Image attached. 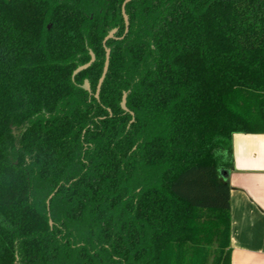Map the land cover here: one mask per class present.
Segmentation results:
<instances>
[{
  "label": "trees",
  "instance_id": "obj_1",
  "mask_svg": "<svg viewBox=\"0 0 264 264\" xmlns=\"http://www.w3.org/2000/svg\"><path fill=\"white\" fill-rule=\"evenodd\" d=\"M124 1L0 0V264H232L218 153L264 133V0L130 1L90 98Z\"/></svg>",
  "mask_w": 264,
  "mask_h": 264
},
{
  "label": "crops",
  "instance_id": "obj_2",
  "mask_svg": "<svg viewBox=\"0 0 264 264\" xmlns=\"http://www.w3.org/2000/svg\"><path fill=\"white\" fill-rule=\"evenodd\" d=\"M218 158L231 188V262L264 264V133L234 134Z\"/></svg>",
  "mask_w": 264,
  "mask_h": 264
},
{
  "label": "water",
  "instance_id": "obj_3",
  "mask_svg": "<svg viewBox=\"0 0 264 264\" xmlns=\"http://www.w3.org/2000/svg\"><path fill=\"white\" fill-rule=\"evenodd\" d=\"M132 1V0H125L123 5H122V14H123V17H124V20H125V24H126V27H128V24H129V18H128V15L126 13V6L127 4ZM117 31V29H113L109 32V34L105 37L104 41H103V45L105 47V51H106V57H105V63H104V67H103V72H102V75L98 81V85H97V90H96V98L99 99V96H100V92H101V89H102V86H103V83L105 81V78L108 74V71H109V67H110V60H111V48L107 47V41L113 37L114 33ZM90 56H91V59L89 62H87L86 64H83V65H80L74 72H73V75H72V79L75 80L76 76L78 74H80L81 72L87 70L88 68H90L92 66V64L96 61V55L95 53L90 50ZM82 88L87 90L88 92H91V85H90V82L88 79H86L84 81V84L82 85ZM127 97H128V92H124L123 93V98H122V102H121V106H122V109L126 112H130V114L134 117V113L131 112L128 107H127ZM133 122V120H132ZM28 126V125H27ZM17 135H19V132H15ZM223 174V173H222ZM53 194L49 197L48 201H47V204H48V209H49V205H50V199L52 198ZM50 224L51 226L53 225V222L52 220H50Z\"/></svg>",
  "mask_w": 264,
  "mask_h": 264
},
{
  "label": "flooded vegetation",
  "instance_id": "obj_4",
  "mask_svg": "<svg viewBox=\"0 0 264 264\" xmlns=\"http://www.w3.org/2000/svg\"><path fill=\"white\" fill-rule=\"evenodd\" d=\"M123 5V4H122ZM127 13V12H126ZM128 15V14H127ZM122 16H123V14H122ZM128 18H129V16H128ZM123 19H124V17H123ZM124 24H125V20H124ZM129 24H130V21H129ZM129 24H128V27H126V24H125V32H124V34L121 36V37H118L117 36V34L119 33V29H120V27L118 26V27H115V28H113V29H117V31L114 33V35H113V37L112 38H110L109 40H111V39H123L124 38V36L126 35V33L128 32V30H129ZM113 29H111V30H113ZM110 30V31H111ZM109 31V32H110ZM109 32H108V34H109ZM107 34V35H108ZM105 39V38H104ZM108 40V41H109ZM104 41V40H103ZM107 41V42H108ZM86 80V79H85ZM84 80V81H85ZM85 90V89H84ZM87 91V90H86ZM88 92V91H87ZM89 93V96H90V98L91 97H93V96H95V94H96V92L94 93L93 91H92V89H91V92H88ZM96 97V96H95ZM123 98V97H122ZM98 99V98H97ZM122 102V101H121ZM120 105H121V103H120ZM127 105V104H126ZM121 108H122V106H121ZM129 109V108H128ZM18 133V132H17Z\"/></svg>",
  "mask_w": 264,
  "mask_h": 264
}]
</instances>
